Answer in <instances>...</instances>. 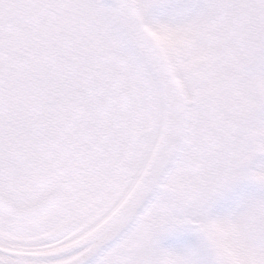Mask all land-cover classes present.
<instances>
[{
  "label": "snow or ice",
  "instance_id": "6c2138e0",
  "mask_svg": "<svg viewBox=\"0 0 264 264\" xmlns=\"http://www.w3.org/2000/svg\"><path fill=\"white\" fill-rule=\"evenodd\" d=\"M0 264H264V0H0Z\"/></svg>",
  "mask_w": 264,
  "mask_h": 264
}]
</instances>
